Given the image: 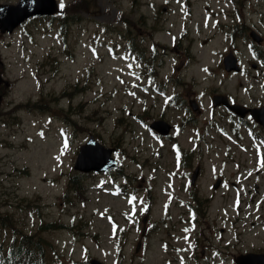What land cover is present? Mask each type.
Listing matches in <instances>:
<instances>
[{
  "label": "rangeland",
  "instance_id": "374dc122",
  "mask_svg": "<svg viewBox=\"0 0 264 264\" xmlns=\"http://www.w3.org/2000/svg\"><path fill=\"white\" fill-rule=\"evenodd\" d=\"M18 1L0 0V4ZM57 1L64 6L56 17L34 20L14 34L0 35V68L11 83V88H3L4 104H0L5 111L0 113V212L11 214L21 231L41 238L43 264H80L91 258L118 264L116 244L125 240L126 264H131L143 227L133 226L141 219L134 215L149 206L144 189L156 185L151 189L158 197L154 212L163 213L166 200L160 191L166 174L157 171L155 177L152 167L142 169L133 161L145 159L151 144L159 146L135 119L148 104L149 94H135L133 69L128 68L132 63L123 49L116 51L119 42H125L121 35L130 32L141 38L147 52L154 42L165 44L183 36L180 56L184 59L178 73L192 86L189 91L200 85L195 90L233 89L235 95L241 89L233 85L240 81L245 87H256L254 100L264 97V86L260 77L248 82L222 72L223 56L219 55L226 53L232 26L230 0ZM164 6H169L167 12ZM65 17L67 27L63 28L60 20ZM260 19L248 25L264 31ZM172 59L167 58L162 74L173 72ZM202 97L206 102L204 93ZM252 99L244 95V100ZM189 134L188 129L183 139L186 147L191 146ZM91 135L109 147L119 143L120 157L125 164H133L129 170L139 172L140 178L149 176L139 183L143 190H131L133 195L122 192L111 176L99 174L81 177V189L70 186L71 176L81 173L73 168L78 150ZM170 144L167 141L162 148L169 149ZM165 159L168 165L171 159L165 157L153 159L152 164L164 168ZM132 196L136 197L135 214L129 203ZM245 198L246 203L235 205L234 216H264L263 194H256L253 201L252 194ZM17 234L0 228V242L9 246ZM166 258L144 250L134 264H164Z\"/></svg>",
  "mask_w": 264,
  "mask_h": 264
},
{
  "label": "flooded vegetation",
  "instance_id": "af4514ba",
  "mask_svg": "<svg viewBox=\"0 0 264 264\" xmlns=\"http://www.w3.org/2000/svg\"><path fill=\"white\" fill-rule=\"evenodd\" d=\"M230 2L232 26L226 55L236 61L238 69L224 68L222 72L232 78H264V31L248 25L257 17L264 24V0ZM182 42L180 36L163 45L165 61L173 58L171 74H162L165 63L160 64L156 55L142 59L134 68L139 77H135V94H149L148 104L135 114V119L160 147L151 144L145 159L133 161L142 169L152 167L155 177L157 171L166 174V185L160 191L167 203L165 210L145 215L146 229L141 239L147 240L148 251L157 248L150 256L167 255L164 264H264V216H234L235 205L249 200L245 195L251 194V185L257 193L264 186V166L260 162L264 158V127L255 120L252 110L264 118V97L253 100L256 87L242 89L241 84L233 85L241 89L235 95L233 89L195 90L200 85L189 91L192 86L178 73L184 59L180 56ZM244 95L252 101L244 100ZM158 110L160 113L155 115ZM159 121L168 123V134L152 128ZM188 129L191 146L186 147L183 139ZM167 141L171 142L170 148L163 149ZM121 153L116 148L117 165L111 172L116 182L135 188L136 182L139 186L141 179L149 176L143 174L140 178L139 172L130 171L133 164H125ZM163 157L171 159L168 165L165 159L164 168L152 164L153 159ZM140 243V250H134L136 254L144 247ZM131 258L134 264L135 257Z\"/></svg>",
  "mask_w": 264,
  "mask_h": 264
},
{
  "label": "water",
  "instance_id": "95a60500",
  "mask_svg": "<svg viewBox=\"0 0 264 264\" xmlns=\"http://www.w3.org/2000/svg\"><path fill=\"white\" fill-rule=\"evenodd\" d=\"M58 11L56 0H37L35 4L31 0H21L17 5H0V29L2 32H12L22 22L32 16L52 15ZM228 62V58H226ZM231 62V60H229ZM153 128L167 133L169 126L164 122H155ZM112 150L101 146L94 137L81 147L75 168L89 171H105L115 165L111 157ZM93 264H102L93 260Z\"/></svg>",
  "mask_w": 264,
  "mask_h": 264
},
{
  "label": "trees",
  "instance_id": "16d2710c",
  "mask_svg": "<svg viewBox=\"0 0 264 264\" xmlns=\"http://www.w3.org/2000/svg\"><path fill=\"white\" fill-rule=\"evenodd\" d=\"M60 22L61 27H67L66 17L60 20ZM123 37L133 43L130 32L123 35ZM74 183L79 186L77 182L74 181ZM74 183L72 185L76 187ZM0 222L12 226L10 217L0 218ZM43 257L44 250L41 246V239L35 235L23 234L21 237H16L11 243L9 251L6 253L2 251V246L0 245V264H43Z\"/></svg>",
  "mask_w": 264,
  "mask_h": 264
},
{
  "label": "snow or ice",
  "instance_id": "6c2138e0",
  "mask_svg": "<svg viewBox=\"0 0 264 264\" xmlns=\"http://www.w3.org/2000/svg\"><path fill=\"white\" fill-rule=\"evenodd\" d=\"M37 2V0H31V3L35 4ZM63 3H61L60 7L63 8ZM125 59H128L127 57H125ZM134 60V57L132 58ZM137 67H139V65H137ZM128 68L131 69L132 68V64H128ZM131 75H133L134 77H136L137 79H139V77L136 75L135 72L130 73ZM123 83V81H121ZM135 86V85H134ZM261 165L264 166V158L261 159ZM136 200L135 196H132L129 203H133ZM141 203H143V201H140ZM136 208H135V204L133 203V214H135ZM115 228L116 226H113V232L115 235ZM185 231H187V229H185Z\"/></svg>",
  "mask_w": 264,
  "mask_h": 264
},
{
  "label": "bare ground",
  "instance_id": "6f19581e",
  "mask_svg": "<svg viewBox=\"0 0 264 264\" xmlns=\"http://www.w3.org/2000/svg\"><path fill=\"white\" fill-rule=\"evenodd\" d=\"M220 33V32H219ZM106 192H108V191H106Z\"/></svg>",
  "mask_w": 264,
  "mask_h": 264
}]
</instances>
